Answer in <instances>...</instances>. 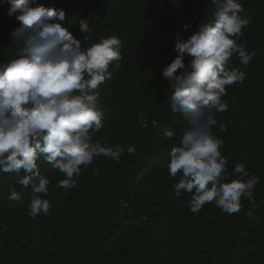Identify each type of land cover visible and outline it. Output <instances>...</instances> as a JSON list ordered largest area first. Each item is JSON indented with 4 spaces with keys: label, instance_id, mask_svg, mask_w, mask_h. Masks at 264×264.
<instances>
[{
    "label": "trees",
    "instance_id": "obj_1",
    "mask_svg": "<svg viewBox=\"0 0 264 264\" xmlns=\"http://www.w3.org/2000/svg\"><path fill=\"white\" fill-rule=\"evenodd\" d=\"M240 2L249 24L238 43L255 55L247 66L231 58L230 67L243 69L245 80L227 88L222 99L228 109L216 114L212 133L224 141L228 179L237 178L232 170L243 163L259 183L255 199H242L241 210L230 215L214 202L192 213L190 194L177 197L173 189L182 173L172 179L168 169L188 122L171 110L173 89L163 70L177 56V34L186 40L201 21L213 20L211 0H33L32 6L64 10L62 23L77 39L85 36L82 21L92 28L90 42L121 39L120 67L110 68L111 79L95 90L104 127L92 137L112 147L135 145V153L125 150L119 162L96 157L67 191L56 186L63 174L41 157V175L51 183L39 195L51 207L35 218L27 214L31 187L17 185L15 173L0 175V264H264V0ZM9 6L0 0V64L23 49L12 42L21 22L8 15ZM188 22L192 27L185 30ZM190 61L185 56L186 67ZM141 113L147 128L139 122ZM167 130L176 136L166 138ZM10 188L23 203L8 198Z\"/></svg>",
    "mask_w": 264,
    "mask_h": 264
},
{
    "label": "clouds",
    "instance_id": "obj_2",
    "mask_svg": "<svg viewBox=\"0 0 264 264\" xmlns=\"http://www.w3.org/2000/svg\"><path fill=\"white\" fill-rule=\"evenodd\" d=\"M211 4L215 6L213 20L201 21L186 40L177 34V56L163 70L173 89L171 110L182 113L188 122L180 145L169 154L168 169L172 179L182 173L173 189L177 197L190 194L192 213L214 202L231 215L241 210L242 199H255L259 178L237 163L231 173L237 178L228 179V161L221 152L224 141L212 129L216 114L228 109L222 99L227 88L245 80L243 69L230 67L231 58L236 55L247 66L255 53L238 43L249 24L248 11L240 0H211ZM9 5L8 15L15 14L21 22L11 34L12 42L22 44L23 49L18 57L0 64V175L15 173L17 185L31 187L27 214L35 218L47 215L51 207L39 195L47 194L51 183L41 175L37 163L41 157L63 174L56 186L67 191L78 186L82 168L93 164L96 157L119 162L125 150L135 153V145L112 147L92 137L104 127L95 90L111 79L110 68L120 67L121 39L112 35L90 42L87 34L92 28L82 21L80 30L85 36L80 40L62 23V9L32 6L33 0H9ZM183 27H192L191 22ZM185 56L191 58L187 67ZM139 122L148 127L143 113ZM151 124L159 127L155 119ZM220 129L226 131V126L220 124ZM164 135L173 139L176 132L167 130ZM8 198L23 203L15 188H10Z\"/></svg>",
    "mask_w": 264,
    "mask_h": 264
}]
</instances>
